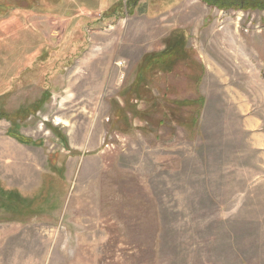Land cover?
<instances>
[{"label": "rangeland", "instance_id": "obj_1", "mask_svg": "<svg viewBox=\"0 0 264 264\" xmlns=\"http://www.w3.org/2000/svg\"><path fill=\"white\" fill-rule=\"evenodd\" d=\"M2 190L0 264H264V0H0Z\"/></svg>", "mask_w": 264, "mask_h": 264}, {"label": "trees", "instance_id": "obj_2", "mask_svg": "<svg viewBox=\"0 0 264 264\" xmlns=\"http://www.w3.org/2000/svg\"><path fill=\"white\" fill-rule=\"evenodd\" d=\"M223 4H224L223 2L220 3V5H223ZM1 195L2 196L0 198V205H5L6 207L8 205H13V204H18V203L20 204L19 207H22L23 202L25 201V198L23 196H21L20 194L14 191L2 190ZM8 199L10 202L8 201Z\"/></svg>", "mask_w": 264, "mask_h": 264}, {"label": "crops", "instance_id": "obj_3", "mask_svg": "<svg viewBox=\"0 0 264 264\" xmlns=\"http://www.w3.org/2000/svg\"><path fill=\"white\" fill-rule=\"evenodd\" d=\"M18 163H19V162H18ZM18 163H17V164H18ZM17 164H16V165H17Z\"/></svg>", "mask_w": 264, "mask_h": 264}]
</instances>
